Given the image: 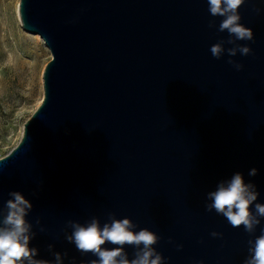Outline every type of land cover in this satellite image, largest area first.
I'll return each mask as SVG.
<instances>
[{
  "label": "water",
  "instance_id": "obj_1",
  "mask_svg": "<svg viewBox=\"0 0 264 264\" xmlns=\"http://www.w3.org/2000/svg\"><path fill=\"white\" fill-rule=\"evenodd\" d=\"M18 12L51 58L39 105L0 157V219L8 193L21 192L33 205L29 246L53 262L49 244L64 264L97 259L65 239L67 221L103 226L114 213L157 233L166 264H244L264 218L249 235L205 205L237 172L264 203V0L239 9L254 33L237 41L252 54L231 57L241 71L227 52L211 55L228 33L207 0H19Z\"/></svg>",
  "mask_w": 264,
  "mask_h": 264
},
{
  "label": "clouds",
  "instance_id": "obj_2",
  "mask_svg": "<svg viewBox=\"0 0 264 264\" xmlns=\"http://www.w3.org/2000/svg\"><path fill=\"white\" fill-rule=\"evenodd\" d=\"M208 11L212 17H222L217 31L228 33V38L221 39L210 47L211 55L220 59L227 52L228 64L236 71H241L243 64L231 59L237 53L242 56L252 54V49L246 44L237 41H254L253 30L246 27L241 21L239 9L245 0H207ZM259 12V9H256ZM209 28L216 27L215 21L211 20ZM225 44L233 45L225 48ZM257 169H250L248 175L255 176ZM8 199L4 205L6 211L0 219V264H64L67 252H53V245H48L49 252L54 256V262L37 259L38 249L30 247V242L36 233L32 231V224L26 219L33 208L32 203L19 191L8 193ZM259 193L253 183H245L244 177L237 172L228 180L217 184L214 191L207 193L205 205L208 212L213 210L217 215L223 216L233 228L243 229L249 235L255 233L256 228L264 218V203H257ZM254 205V208H253ZM39 225V218L36 220ZM66 228H71V234L65 232V239L75 245L82 255L93 254L97 259L90 264H166L167 258L156 250V245L161 237L149 230L141 228L135 231L137 225L130 218L117 219L114 213H108V222L101 226L98 218H92L88 223L68 220ZM43 232L45 229L40 228ZM222 233L213 231V238H221ZM169 239V243H171ZM111 243L115 247L108 249L103 247ZM249 255L244 264H264V229L255 239L248 240ZM125 246L135 249L133 257L129 259ZM182 249L183 245H176ZM75 264V258L72 259ZM83 264V262H82ZM203 264V261L200 262Z\"/></svg>",
  "mask_w": 264,
  "mask_h": 264
},
{
  "label": "rangeland",
  "instance_id": "obj_3",
  "mask_svg": "<svg viewBox=\"0 0 264 264\" xmlns=\"http://www.w3.org/2000/svg\"><path fill=\"white\" fill-rule=\"evenodd\" d=\"M18 3L0 0V157L17 144L23 123L39 105L42 71L51 58L37 34L20 28L15 14Z\"/></svg>",
  "mask_w": 264,
  "mask_h": 264
},
{
  "label": "bare ground",
  "instance_id": "obj_4",
  "mask_svg": "<svg viewBox=\"0 0 264 264\" xmlns=\"http://www.w3.org/2000/svg\"><path fill=\"white\" fill-rule=\"evenodd\" d=\"M15 14H16V18H17V21L20 25V28L22 29V31H24L25 33L27 32V30H25L22 26V23H21V20H20V16H19V12H18V6L16 5V9H15ZM37 38H41L38 34L36 35ZM35 37V38H36ZM42 39V38H41ZM43 40V39H42ZM48 48V47H47Z\"/></svg>",
  "mask_w": 264,
  "mask_h": 264
}]
</instances>
